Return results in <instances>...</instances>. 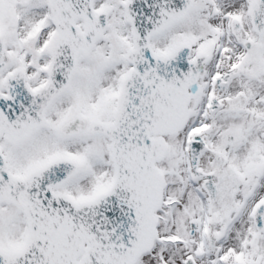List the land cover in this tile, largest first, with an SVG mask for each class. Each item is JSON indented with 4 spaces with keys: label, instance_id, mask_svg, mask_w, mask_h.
<instances>
[{
    "label": "snow or ice",
    "instance_id": "1",
    "mask_svg": "<svg viewBox=\"0 0 264 264\" xmlns=\"http://www.w3.org/2000/svg\"><path fill=\"white\" fill-rule=\"evenodd\" d=\"M0 264H264V0H0Z\"/></svg>",
    "mask_w": 264,
    "mask_h": 264
}]
</instances>
